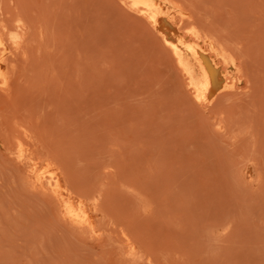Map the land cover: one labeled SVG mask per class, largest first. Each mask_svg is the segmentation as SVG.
<instances>
[{
	"label": "rangeland",
	"instance_id": "rangeland-1",
	"mask_svg": "<svg viewBox=\"0 0 264 264\" xmlns=\"http://www.w3.org/2000/svg\"><path fill=\"white\" fill-rule=\"evenodd\" d=\"M29 1L35 25L26 5L17 15L26 0H0L14 61L7 57L0 86V264H264V0H167L182 33L196 29L224 54L228 84L206 100L128 0ZM190 4L213 30L198 27ZM250 13L262 16L257 27ZM233 27L242 29L235 48L250 37L248 60L225 40ZM246 60L262 72L249 65L250 79ZM185 61L198 84L189 52ZM18 137L100 208L96 231L70 223L34 189Z\"/></svg>",
	"mask_w": 264,
	"mask_h": 264
},
{
	"label": "bare ground",
	"instance_id": "bare-ground-1",
	"mask_svg": "<svg viewBox=\"0 0 264 264\" xmlns=\"http://www.w3.org/2000/svg\"><path fill=\"white\" fill-rule=\"evenodd\" d=\"M21 1H23L24 2V0H21ZM29 1V0H28ZM28 1L26 0V2H24V5L23 6H21V8H22V10L20 11V10H18L17 9V12L19 11V13L17 14L18 16H22V14H24V13H21L22 11H25L24 9H25V5H26V7H27V5L29 6V4H28ZM31 2L33 1V0H30ZM29 1V2H30ZM175 1V0H174ZM180 1V0H179ZM179 1H175V2H178V3H182V1L181 2H179ZM17 3L19 4V2L17 1ZM22 3V2H21ZM128 3L130 4V6H131V8L132 9H134L135 11H137L138 13H140L142 16H144L148 21H149V23L158 31V32H160L162 35H164L165 36V39H166V41H167V43L169 44V46H170V48H171V50H172V52H173V54H174V56H175V58L177 59V61H178V63H179V65H180V67H181V69L185 72V75H187V77H188V80H189V84L193 87V89H194V91H195V93H196V95L198 96V98H200V99H205L206 100V98L208 97V95L210 96H214L220 89H222L225 85H227L228 84V78H226L225 77V75H224V70H223V66H222V57H224V54H222V52H220V51H218V49H217V47H216V45H215V43H214V41H212L211 39H209V38H207V37H205V36H203L198 30H196V29H193L189 34H184V33H182V31H181V28H180V26L175 22V19H176V17L173 15L174 14V12L173 13H171L170 11H169V1H167V0H128ZM183 3H184V0H183ZM243 4V3H242ZM246 5H248L247 3H246ZM246 5L244 4V5H242L243 6V8H242V10L244 9V6H245V9L247 10H249V8H247L249 5H250V3H249V5L246 7ZM20 6H18V8H20ZM182 6H183V4H182ZM192 6V7H191ZM17 7V6H16ZM16 7H15V10H16ZM24 7V8H23ZM30 7V6H29ZM34 7V6H33ZM37 6H35L34 7V9L36 8ZM184 7H186L185 6V4H184ZM31 9H32V5H31V7H30ZM176 8V7H175ZM191 8V9H190ZM195 9V7H193V5H191L190 4V7H189V9H190V12L192 11V9ZM241 8H240V10H241ZM27 9H28V7H27ZM193 9V10H194ZM186 10H187V8H186ZM197 10V9H196ZM196 10H194V12H193V14H191V15H197V17L198 18H203L204 16H198V15H200V11H198L199 12V14H197V13H195V11ZM30 10L28 9L27 10V12H26V14H27V19H29L30 21H32V24H33V22L37 19V15H36V18L34 17V19L35 20H32L31 18L33 17V15L31 16V18L29 17V12ZM34 11H36V10H34ZM176 11H178L180 14H181V16L182 17H184L185 18V16L187 15L184 11H182L181 9H177ZM32 12V11H31ZM197 12V11H196ZM248 12V11H247ZM246 12V13H247ZM262 12V11H261ZM8 13V12H7ZM10 13V12H9ZM243 14H244V11L242 12ZM242 13H240V11L238 12V14L240 15V14H242ZM249 13V12H248ZM257 14H258V12H256ZM255 13V14H256ZM4 14V13H3ZM21 14V15H20ZM26 14H25V16H26ZM235 14V13H234ZM233 14V15H234ZM259 14H261V13H259ZM263 14L264 13H262V16H263ZM9 15L10 14H6L5 16H6V19L8 18H10V21H11V19L13 18V17H15V16H13L12 18H11V15H10V17H9ZM195 15V16H196ZM4 16V15H3ZM25 16H24V18H25ZM236 16H237V13H236ZM236 16H235V18H236ZM246 16H247V19L250 17L251 18V21H249L248 20V23L250 24L251 22V25L253 26V23H254V21L255 20H253V18L255 19V18H257L256 20H257V24H258V19H259V17L261 18L262 16L261 15H257L256 17H255V15H254V17H253V14L251 15V13H250V16L248 17V15L246 14ZM246 16H245V18H246ZM23 17V16H22ZM40 17V16H39ZM234 17V16H233ZM242 17H243V15H242ZM192 18H193V16H192ZM195 18V17H194ZM239 17H237V19H238ZM240 18H241V16H240ZM249 18V19H250ZM263 18V17H262ZM261 18V19H262ZM1 19V18H0ZM4 19V18H3ZM18 19V18H17ZM26 19V18H25ZM259 20V22H261V24L259 23V25H262V23H263V30H262V28L260 27V31H261V33H259V30H258V33L260 34L259 35V37H258V40L256 39L257 38V35H258V33L256 34V30L254 29V31H255V33L254 32H252L255 36H253V34L251 33V31H250V33H251V37H253V38H255V39H250V42L251 41H253V43H252V45L255 47V44L256 43H254V41H260V39H262V41H263V37H261V36H264V22H262V20ZM264 19V18H263ZM5 20V19H4ZM15 21H16V18L14 19ZM28 20V21H29ZM38 20V19H37ZM36 20V21H37ZM40 20H41V17H40ZM196 20V22H198V27L199 26H202V25H204V29H206L205 27L207 26H209L210 25V22L208 21V23L206 22L205 23V20H204V18L200 21V20H197V18L195 19ZM195 20L193 19V22L192 23H196L195 22ZM204 20V22L202 23V21ZM6 21V20H5ZM18 21V20H17ZM7 22V21H6ZM6 22H5V25H7L6 24ZM12 22V21H11ZM9 23L8 22V24H10V26L12 25V23ZM14 22V21H13ZM26 22V21H25ZM199 22L201 23V24H199ZM27 23V22H26ZM35 23V22H34ZM186 23H188V22H186ZM186 23H184L183 25L185 26V24ZM216 22H214V27L215 26H217L218 25V22L215 24ZM15 24V23H14ZM29 24V28L31 27L30 26V24L31 23H28ZM36 24V23H35ZM35 24H33V25H35ZM149 24V25H150ZM197 24V23H196ZM205 24H208V25H206L205 26ZM220 24V23H219ZM249 24H247V26H249ZM32 25V26H33ZM187 25V24H186ZM212 25V24H211ZM209 26V27H211V29H212V26ZM243 25L244 24H241V27L240 28H242V29H244L246 26H244V28H243ZM246 25V24H245ZM1 26V25H0ZM9 25L6 27V26H2V28L0 27V86L2 87L3 85L5 86L6 84H7V81H8V75H7V70H6V67L8 68V64H9V61H8V63H7V57L9 56V60L11 59L12 61H13V59H12V57L10 58V53H9V51L11 50V48H9L10 46H9V43H8V39H6L4 36H5V34H7V32H10V30H12V26L10 27ZM17 26V25H16ZM219 26L221 27V24L220 25H218L217 27H218V30H216V31H219V30H221L222 28L224 29V27H222V28H220L219 29ZM252 26H249V29L248 30H250V27H252ZM256 26V24H254V26H253V28ZM8 27H10L11 29L9 30L8 29ZM34 27V26H33ZM32 27V28H33ZM257 27V26H256ZM22 28V27H21ZM216 28V27H215ZM214 28V29H215ZM237 30V32H236V30ZM248 28V27H247ZM253 28H251V29H253ZM14 29H15V27H14ZM31 29V28H30ZM209 31H211V29L210 28H207ZM230 30H228V31H231V32H228V34H226L225 32H222L221 31V33L223 34H221L222 36H224V33H225V40H226V38H227V35H228V37H229V40L230 39H233V46H232V49H231V47H230V45H229V49H226V50H232V53H234L235 54V49H236V54H237V50L239 51L238 52V56H237V58L239 57H241V56H239V53H240V50H242V52H244L243 53V59L245 60V58L248 60L249 58H247V54H249V56L251 55V52L249 53V52H247V51H245L246 50V48L248 47V50H249V45H251V44H249V45H247V46H245L244 45V43H246L247 41H249V38L247 39V41L246 42H244L243 44L238 40L237 41V39H236V44L239 46V42H240V45L242 44V46H244L243 48H245L244 49V51H243V48L241 47H238V49L237 48H235L236 47V45H235V47H234V41H235V39H234V37L238 34V32L240 33L241 31H242V29H240L241 31H238V29L239 28H237V27H233V30L231 29V28H229ZM246 29V28H245ZM243 30V31H248L247 29L246 30ZM257 29H259V27L257 28ZM22 30V29H21ZM213 30V29H212ZM27 31V30H26ZM216 31L214 30V35L216 36V34H217V38H216V40H218V38L220 37L221 38V36H218V33H216ZM223 31H226V29H224ZM232 31L234 32V36H233V33H232ZM20 32V31H19ZM28 32V31H27ZM32 32L34 33V32H36L35 31V29L33 28V30H32ZM32 32H31V35H33L32 34ZM155 32V31H154ZM235 32H236V35H235ZM38 34H39V32H37ZM36 33V34H37ZM211 33H212V31H211ZM216 33V34H215ZM231 33V34H230ZM23 34V32L21 33V35ZM35 34V33H34ZM230 34V35H229ZM262 34V35H261ZM220 35V34H219ZM233 37V38H232ZM27 38H28V36H27ZM29 39V38H28ZM224 39V38H223ZM228 39V38H227ZM241 39H242V37H241ZM27 40V39H26ZM243 40V39H242ZM25 42V41H24ZM23 42V43H24ZM217 42V41H216ZM219 42H221V43H223V41H219ZM226 42V41H225ZM224 42V43H225ZM227 42L228 43H230V42H232L231 40L230 41H228L227 40ZM226 42V43H227ZM238 42V43H237ZM249 42V43H250ZM264 42V41H263ZM225 43V45H227ZM248 43V42H247ZM261 42H259V43H257L258 44V46H259V48H260V53L259 54H261L262 52H261V50L263 51L264 50V43H263V46H262V48H261V45L262 44H260ZM10 44H12V43H10ZM253 46L251 47V49L253 48ZM21 47H22V45H21ZM20 47V48H21ZM228 47V45L226 46V48ZM14 48V47H13ZM235 48V49H234ZM256 49V48H255ZM234 50V51H233ZM12 51H13V49H12ZM11 51V53L13 54V52ZM18 52V51H17ZM186 52H189L191 55H192V57L194 58V60L196 61V64H197V66H198V70H199V73H200V75H201V80H200V82L197 84L196 82H195V80H194V77H193V75H192V73H191V71L189 70V68H188V66H187V64H186V61H185V53ZM9 54V55H8ZM12 54H11V56H12ZM235 54V55H236ZM259 54H258V56H259ZM17 55V54H16ZM246 55V56H245ZM248 56V57H249ZM252 56H253V54H252ZM252 56H251V58H252ZM257 56V57H258ZM263 56H264V54L262 53V55L261 56H259L258 58H260L261 59V57H262V59H261V61L263 60L264 61V59H263ZM236 57V56H235ZM242 58V57H241ZM240 58V59H241ZM253 59V58H252ZM250 60V61H253V60H255V59H253V60ZM246 60V62L248 63V66H247V69L249 70V65L250 66H252V67H250L251 69L252 68H256V66L257 67H259L260 68V65L259 64H255V66L254 65H252L251 63L249 64V62L250 61H247ZM14 62V61H13ZM12 62V63H13ZM239 63H243V67H244V63H245V67H246V62L244 61V62H241V61H238ZM254 63V62H253ZM260 63V62H259ZM261 63H263V62H261ZM7 64V65H6ZM264 64V63H263ZM240 64H238L237 66H239ZM232 68V67H231ZM259 68H256L255 70H256V72H255V75L257 74H260V73H258L257 71H259ZM246 69V68H245ZM245 69H244V71H245ZM248 70H246V71H248ZM254 69H253V75H254V71H255ZM11 71V70H10ZM10 71H9V73H10ZM245 71V72H246ZM250 71V76H249V73H248V77H250V79H251V75H252V71L251 70H249ZM260 71L262 72V70H261V68H260ZM244 72V73H245ZM11 74V73H10ZM246 74V73H245ZM247 76V75H246ZM246 76H245V79H246ZM10 77V76H9ZM242 77V76H241ZM10 79H11V77H10ZM9 79V85H10V80ZM250 81H252V80H250ZM254 82V81H253ZM250 83H252V82H250ZM8 86V85H7ZM250 86H251V84H250ZM7 88V87H6ZM236 88H238V87H236ZM9 90V89H8ZM0 91H1V89H0ZM2 91H4L3 89H2ZM6 91V90H5ZM232 93V92H231ZM230 93V94H231ZM220 97H222V95H220ZM229 97V96H228ZM225 98H226V93H225ZM224 98V99H225ZM232 97H230V99H231ZM208 99V98H207ZM218 99V98H217ZM209 101V103L211 102L210 100H208ZM219 101H221V99L219 100ZM216 102H218V101H216ZM226 102V101H225ZM208 103V102H207ZM218 103H220V102H218ZM221 103H222V101H221ZM220 103V104H221ZM210 104H212V103H210ZM215 105V104H214ZM217 105V104H216ZM17 121V120H16ZM21 121H19V123H20ZM15 125V124H14ZM21 126H22V124H21ZM21 129V128H20ZM26 129V128H25ZM16 129H13V131H15ZM18 130V133H21V130H20V132H19V129H17ZM27 130V129H26ZM12 131V130H11ZM16 132V131H15ZM10 134V133H9ZM17 134V133H16ZM26 134V133H25ZM18 135V134H17ZM22 135H23V133H22ZM29 135H30V133H29ZM11 137V136H10ZM16 138H17V136H15ZM15 137H13L12 136V138L14 139ZM26 137V136H25ZM8 138V137H7ZM12 138H10V139H12ZM6 140H8V139H6ZM16 141V140H15ZM26 141H28V139H26ZM18 145V147H19V155H18V157L21 159V160H26L25 162H27V165H28V167L30 168V178H29V180H30V183L32 184V186L34 187V189H36V190H39V191H42V192H47V193H49V195L51 196V198L53 199V201H54V203H55V205L62 211L61 213H62V215L70 222V223H72L73 225H76V226H78V227H80L81 229H83V230H88V231H96L97 230V227H98V221H99V210H98V208H97V206L94 204L95 202L94 201H92V200H90V201H92V203L91 202H89L88 200H89V198L88 199H86L84 196H83V194L82 193H77L75 190H74V188H72L70 185H68L66 182H65V180H64V177H63V175H62V173H61V171L59 170V168L58 167H56L55 165H53L52 163H50V162H44V164L43 165H41L40 163V161L34 156L35 154H33V152H31L30 150H28L27 148H25V145H24V141H23V139L20 137H18V140H17V142H16ZM26 144V143H25ZM27 146V145H26ZM51 160V159H50ZM53 162V161H52ZM55 163H57V162H55ZM66 176H69V175H66ZM28 181V180H27ZM70 181H74V180H70ZM69 181V182H70ZM68 182V181H67ZM72 182H71V184H72ZM74 183V182H73ZM77 184H78V182H76ZM75 184V183H74ZM79 185V184H78ZM81 194V195H80ZM88 194V193H87ZM89 196V195H88ZM87 197V196H86ZM96 203H97V201H96ZM102 208V207H101ZM100 209V208H99ZM102 222V221H101ZM118 235H120V234H118ZM121 236H119V238H120ZM126 237V236H125ZM116 238V237H115ZM121 238H123V237H121ZM120 241V240H119ZM126 247H127V252L129 253V254H132V253H134L135 251H136V245L134 244V243H130V242H127L126 243Z\"/></svg>",
	"mask_w": 264,
	"mask_h": 264
}]
</instances>
